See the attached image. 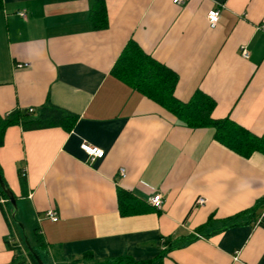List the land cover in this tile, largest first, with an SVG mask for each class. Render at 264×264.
<instances>
[{"label":"crops","instance_id":"obj_1","mask_svg":"<svg viewBox=\"0 0 264 264\" xmlns=\"http://www.w3.org/2000/svg\"><path fill=\"white\" fill-rule=\"evenodd\" d=\"M91 5L2 0L0 115L51 102L77 120L69 131L6 128L0 168L17 207L0 194V264H17L7 244L22 235L15 217L29 241L38 228L51 264L120 256L264 264V206L251 211L264 199V153L234 152L211 127L187 126L110 73L133 40L177 74V99L200 91L215 102L212 118L264 135V0H105L108 25L98 29ZM213 8L220 16L211 27ZM19 62L28 66L17 68ZM81 143L103 149L104 157L90 161ZM119 188L139 201V213L120 214ZM155 193L161 209L148 202ZM21 253L18 261L26 259Z\"/></svg>","mask_w":264,"mask_h":264},{"label":"trees","instance_id":"obj_2","mask_svg":"<svg viewBox=\"0 0 264 264\" xmlns=\"http://www.w3.org/2000/svg\"><path fill=\"white\" fill-rule=\"evenodd\" d=\"M2 0H0V9ZM90 21L95 29L105 28L108 25L105 0H92L90 9ZM110 73L127 84L131 88L139 91L147 98L158 103L161 107L175 115L189 127H211L214 131V137L223 145L234 152L247 157L252 152L259 151L264 153V135L257 136L246 128L225 118H212L211 112L215 102L208 95L198 91L192 97L182 102L174 96V88L178 80L177 74L166 65L158 62L133 40H129L122 52L112 66ZM27 109H16L5 116L0 115V146L3 144V138L6 128L11 125L20 124L24 130L42 129L54 126H60L67 131L74 126L77 115L51 102H46L39 107L37 111ZM0 174L2 176L1 168ZM2 179L6 184L3 176ZM18 179L23 188L26 185L25 172H18ZM0 194L8 201L6 194L0 188ZM119 212L122 215L139 213L137 204L139 201L130 193L118 189ZM264 206V199L254 206ZM15 224V223H14ZM15 227L20 231L17 224ZM25 250L26 259L18 261L19 255L23 252L18 243L7 244L16 253L14 262L17 264H37L35 257L25 246L22 235L19 236ZM34 252L38 254L44 264H51L47 258V245L40 234L38 228L33 230L32 240L29 241ZM24 253V252H23ZM160 258L150 261L135 260L129 256H120L103 261H97L95 264H160ZM62 264V263H58Z\"/></svg>","mask_w":264,"mask_h":264},{"label":"built area","instance_id":"obj_3","mask_svg":"<svg viewBox=\"0 0 264 264\" xmlns=\"http://www.w3.org/2000/svg\"><path fill=\"white\" fill-rule=\"evenodd\" d=\"M174 3H183L184 0H173ZM22 17H25V13L24 12H20L19 13ZM219 16H220V9L219 8H213L211 10L208 11L207 13V20L209 22V24L211 25V27H214L218 20H219ZM241 54L243 57L247 56V51L245 50L244 47L241 48ZM17 68H23L25 66H28V63H17L15 65ZM29 111H33V108H29ZM81 149L86 153L87 158L90 161H93L95 159L98 158H103L105 155V151L99 147L96 146H92L90 144L87 143H81L80 145ZM119 176L124 177L125 176V169L124 168H120L119 169ZM148 202L155 208L157 209H161L162 207V195L160 193H155L152 196H150L148 198ZM205 202V198L204 197H198L195 201L196 204L202 205ZM48 217H50L52 220H57V214L55 211L52 210H48L45 213ZM261 221V220H260ZM264 225V222H261ZM15 243H18V245L22 248L21 250L25 253L24 247L22 245V242L20 241V238H16L15 237Z\"/></svg>","mask_w":264,"mask_h":264},{"label":"water","instance_id":"obj_4","mask_svg":"<svg viewBox=\"0 0 264 264\" xmlns=\"http://www.w3.org/2000/svg\"><path fill=\"white\" fill-rule=\"evenodd\" d=\"M0 188L3 190V192L6 194L10 204L12 205V208H13V211H16V198L13 194V192L8 188L6 187L3 179H2V176L0 174ZM12 217H14V213H12ZM19 228L21 229L22 231V237H23V240H24V243H25V246L27 247V249L30 251V253H32V255L35 257L36 259V262L37 264H44L42 262V260L40 259V257L38 256V254L36 252H34V250L32 249V246L29 242V239L24 231V225L20 222L17 223Z\"/></svg>","mask_w":264,"mask_h":264},{"label":"rangeland","instance_id":"obj_5","mask_svg":"<svg viewBox=\"0 0 264 264\" xmlns=\"http://www.w3.org/2000/svg\"><path fill=\"white\" fill-rule=\"evenodd\" d=\"M13 221H14L15 224L18 223V222H20L16 217L13 219Z\"/></svg>","mask_w":264,"mask_h":264}]
</instances>
